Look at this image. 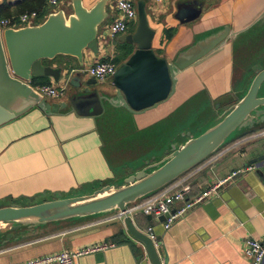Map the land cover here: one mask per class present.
I'll return each instance as SVG.
<instances>
[{
  "label": "crops",
  "instance_id": "1",
  "mask_svg": "<svg viewBox=\"0 0 264 264\" xmlns=\"http://www.w3.org/2000/svg\"><path fill=\"white\" fill-rule=\"evenodd\" d=\"M2 1L18 4L22 0ZM97 1L81 0L87 8ZM132 1L136 9L139 3L144 6L149 26L154 30L152 48L155 54L170 63L184 58L181 53L195 43L220 34L225 27L228 32L201 57L183 67H174V88L165 100L133 112L118 96L109 76L89 86L91 91H97L100 106L94 108L93 104L91 107L90 102L80 105L79 112L71 103L81 94L76 84L83 85L91 77L79 74L77 68L109 58L118 60L119 66L135 49V44L127 42L124 34L135 31L137 19L129 23L125 33L110 35L107 24L120 13L116 0H107L106 17L98 28V51L83 49L82 63L75 56L57 54L44 64L62 68L59 81L46 76L33 82L36 86L66 81L65 93L59 97L43 96L44 102L51 107L49 110L35 106L0 125V207L88 195L106 184L119 188L130 174L141 169L149 172L148 162L120 173L114 169L111 158L104 151V120L112 116L115 122L131 123V118L135 120L136 117L138 126L131 124L136 135L145 124L163 116L161 109L169 108L173 96L189 88L191 75L195 74L202 82L209 78L212 83L211 78L216 81L219 77L229 80L231 52L227 47L229 40L226 43L225 40L228 34L244 28L264 10V0ZM40 10L37 22L57 10L72 14L73 0H60L57 5H49L44 0ZM259 70H252L245 93ZM236 103L225 110V115ZM247 119V123L238 125L196 165L164 186L130 201L123 211L112 207L49 221H22L9 229H0V264L76 250L102 241H110L114 246L80 256L74 264H151L143 244L132 235L127 223L143 232L153 226L162 264H247L243 254L244 239L248 236L264 239V161L251 162L264 153V113L251 112ZM130 135L131 131L127 137ZM196 135L189 134L185 141ZM179 145L175 143L166 150L161 162ZM178 182L191 185L190 198L216 184L217 194L205 197L164 228L161 216L144 214L138 205ZM25 230L30 234L28 237L24 236Z\"/></svg>",
  "mask_w": 264,
  "mask_h": 264
},
{
  "label": "water",
  "instance_id": "2",
  "mask_svg": "<svg viewBox=\"0 0 264 264\" xmlns=\"http://www.w3.org/2000/svg\"><path fill=\"white\" fill-rule=\"evenodd\" d=\"M106 2L98 0L91 8H87L81 0H73L72 14L66 15L63 10H57L36 24L0 27V125L35 106L48 110L51 108L44 102L43 95L33 82L46 76L59 81L62 68L44 64L45 60L57 54L75 56L82 63L83 49L98 51V28L106 17ZM227 32L228 28L225 27L220 34L195 43L181 53L180 56L184 58H176L170 63L155 54L152 48L154 30L149 26L143 4L139 3L135 31L124 34L127 42L135 44V49L111 76L118 96L133 112L165 100L174 88V67H183L201 57ZM263 82L264 67L255 74L245 95L218 123L173 149L166 161L157 168L149 172L141 169L130 174L119 188L106 184L88 195L57 198L24 206H1L0 222L49 221L112 207L125 210L130 201L164 186L200 162L238 125L247 123L251 112L256 115L264 113V108L258 109L264 105V96L258 95ZM94 83L96 79L91 77L83 85L76 84L81 94L73 98L71 103L77 111L81 112L80 105L90 102L91 107L93 104L94 108L100 106L97 91L89 88ZM262 161L264 153L251 160ZM160 218L164 219L165 216ZM127 227L143 244L151 264H162L152 239L130 223H127ZM260 264H264V255Z\"/></svg>",
  "mask_w": 264,
  "mask_h": 264
},
{
  "label": "rangeland",
  "instance_id": "3",
  "mask_svg": "<svg viewBox=\"0 0 264 264\" xmlns=\"http://www.w3.org/2000/svg\"><path fill=\"white\" fill-rule=\"evenodd\" d=\"M227 41L228 50L231 52L229 80L224 81V78L219 77L216 81L211 78L212 83L209 78L202 82L195 74L191 75L189 88L173 96L169 101V108L162 107L163 116L141 126L143 129L139 133H136V130V135L131 129V124L136 126L139 121L136 117L135 120L134 117L131 118V123L115 122L116 118L112 116L104 120L102 125L104 151L111 158L116 171L120 173L134 169L146 162L148 171H151L162 163L160 159L164 158L163 153L173 144L185 142L189 134L198 135L206 131L225 116V110L245 93L252 70L264 67V10L244 28L235 34H228L225 43ZM258 95H264V82L259 87ZM130 131L131 135L127 137ZM90 190L91 188L87 191ZM29 221L31 220L24 222ZM21 222H0V229H9L12 224L17 225ZM29 235L28 232H24V236Z\"/></svg>",
  "mask_w": 264,
  "mask_h": 264
},
{
  "label": "built area",
  "instance_id": "4",
  "mask_svg": "<svg viewBox=\"0 0 264 264\" xmlns=\"http://www.w3.org/2000/svg\"><path fill=\"white\" fill-rule=\"evenodd\" d=\"M154 1L162 3L165 0ZM59 2L60 0H47L49 5H57ZM116 7L120 15L107 24V32L110 35L125 33L129 23L137 19V9L132 0H116ZM37 20L38 13L36 10L24 11L13 18H1L0 27L31 25L38 23ZM117 67V63L112 58H109L96 60L86 67L77 68V71L87 74L97 81H102L112 76ZM74 70L76 71V69ZM35 87L43 96L59 97L65 93L66 81H60L54 85L43 83ZM217 187L218 184L212 186L200 195L190 198L188 197V194L191 192V185L189 183H173L147 197L138 205V208L144 214L152 215L155 218H159L162 215L165 216L162 224L164 228H168L177 217L185 213L195 204L201 202L205 197L217 194ZM176 203H180V205L175 206ZM145 232L152 239L155 248L158 250L159 242L153 226H148ZM113 246L114 244L110 241H102L83 246L76 250H62L47 253L8 264H74L80 256L106 250ZM243 254L247 258V264H260L264 255V239L258 240L250 236L246 237L243 244Z\"/></svg>",
  "mask_w": 264,
  "mask_h": 264
},
{
  "label": "trees",
  "instance_id": "5",
  "mask_svg": "<svg viewBox=\"0 0 264 264\" xmlns=\"http://www.w3.org/2000/svg\"><path fill=\"white\" fill-rule=\"evenodd\" d=\"M44 0H22L20 3L8 4L7 2H0V19L13 18L18 16L21 12L36 10L38 17L40 16V4ZM47 2V0H46ZM115 62L118 60L114 59ZM43 84V83H39Z\"/></svg>",
  "mask_w": 264,
  "mask_h": 264
}]
</instances>
